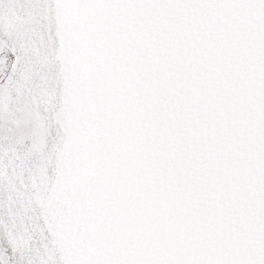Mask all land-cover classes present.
I'll use <instances>...</instances> for the list:
<instances>
[{"label": "snow or ice", "instance_id": "6c2138e0", "mask_svg": "<svg viewBox=\"0 0 264 264\" xmlns=\"http://www.w3.org/2000/svg\"><path fill=\"white\" fill-rule=\"evenodd\" d=\"M0 264H264V0H0Z\"/></svg>", "mask_w": 264, "mask_h": 264}]
</instances>
